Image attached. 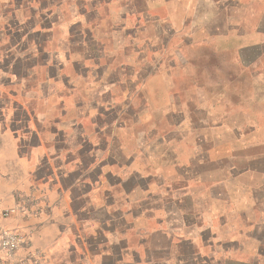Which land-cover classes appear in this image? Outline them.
Wrapping results in <instances>:
<instances>
[{
    "label": "crops",
    "instance_id": "obj_1",
    "mask_svg": "<svg viewBox=\"0 0 264 264\" xmlns=\"http://www.w3.org/2000/svg\"><path fill=\"white\" fill-rule=\"evenodd\" d=\"M248 1L0 0L16 264H264V124L227 129L230 87L196 72L226 44L264 77L263 44L228 45Z\"/></svg>",
    "mask_w": 264,
    "mask_h": 264
},
{
    "label": "rangeland",
    "instance_id": "obj_2",
    "mask_svg": "<svg viewBox=\"0 0 264 264\" xmlns=\"http://www.w3.org/2000/svg\"><path fill=\"white\" fill-rule=\"evenodd\" d=\"M260 1L261 0H251L247 2L250 7L248 14L244 9V11L241 10L238 12L240 15L244 14V16H242L244 17L243 19L246 17L248 32H245L243 29H241L242 32L239 31V29H237L238 31H233L237 34L231 38V43L228 41V45L232 44L234 47L235 45L240 47L243 42L241 41L242 38V40L248 39L247 41L250 43L255 42L263 44L264 48V4ZM220 45L221 48L218 52L210 53V51L208 55H203L202 58L197 59V68H195L197 69L196 72L198 70L201 71L200 74L203 83H225L227 84L225 85V88L226 86L230 87L228 88L230 90L227 92V98H225L224 92H222L220 102H222L223 107L226 103L233 104V119L231 121L228 120L227 124L220 121L223 119L225 113H227L226 110L216 113L215 115L218 117V124H221L222 122L225 125H229L227 126V129L231 127V129L234 130L235 135H238L240 130L235 129L236 125L243 126L248 123H253L256 125L254 127L257 128L258 120H260L261 124H264V121H261V114L264 113V104L261 102L262 105L259 106L257 103L258 98L264 97V77L258 74V69L254 66L249 69L240 66L237 55L232 56L226 49H223L226 44ZM217 47L218 46L215 48ZM262 60H264V56ZM200 74L197 77L199 80ZM230 81L232 85L230 84ZM220 102L218 101V103ZM227 106L229 107V104Z\"/></svg>",
    "mask_w": 264,
    "mask_h": 264
},
{
    "label": "built area",
    "instance_id": "obj_3",
    "mask_svg": "<svg viewBox=\"0 0 264 264\" xmlns=\"http://www.w3.org/2000/svg\"><path fill=\"white\" fill-rule=\"evenodd\" d=\"M13 210H5L4 216H8ZM25 240V236L19 230L3 229L0 227V264H16L15 256L20 246ZM22 264H41L39 259L25 260Z\"/></svg>",
    "mask_w": 264,
    "mask_h": 264
}]
</instances>
